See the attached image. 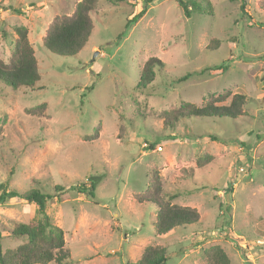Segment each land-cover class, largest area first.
I'll return each instance as SVG.
<instances>
[{
    "label": "rangeland",
    "instance_id": "374dc122",
    "mask_svg": "<svg viewBox=\"0 0 264 264\" xmlns=\"http://www.w3.org/2000/svg\"><path fill=\"white\" fill-rule=\"evenodd\" d=\"M78 1H1L0 59L23 25L40 79L35 89L0 82V193L53 195L45 213L63 230V264H126L149 245L166 248V264H209L213 245L229 264H264V0H209L210 13L190 16L177 0H96L83 49L51 53L44 30ZM151 56L163 67L138 89ZM210 93L244 94V114L163 125L164 111ZM92 175L93 198L73 188ZM152 185L159 201L196 208L198 221L157 234L156 208L144 201ZM39 218L22 197L0 202L5 227ZM1 237L4 249L22 242Z\"/></svg>",
    "mask_w": 264,
    "mask_h": 264
},
{
    "label": "trees",
    "instance_id": "16d2710c",
    "mask_svg": "<svg viewBox=\"0 0 264 264\" xmlns=\"http://www.w3.org/2000/svg\"><path fill=\"white\" fill-rule=\"evenodd\" d=\"M1 1L0 5L4 6ZM95 1L80 0L76 2L71 14L54 15L44 30L42 45L51 53L62 56H72L81 51L93 29L90 13ZM150 1L144 0V3ZM177 2L182 7L185 16H190L193 12L210 13L212 11L209 0H177ZM242 4L240 8H242ZM143 13L144 7L128 20L126 28ZM14 31L16 35L13 39L10 55L6 61L0 59V82L12 89L21 87L35 89L37 87L35 84L40 79V73L33 47L27 37V28L21 25L15 27ZM213 42L218 43L219 41L213 39L208 48L215 45L212 44ZM162 67L163 62L159 58L149 57L141 67L136 87L144 89L147 84L152 82L157 70ZM188 77L189 74H185L179 77L178 81ZM227 96V93L217 95L210 93L200 105L183 101L176 108L163 112V125L167 128H173L174 123L182 118L228 117L234 119L243 115L245 95L236 93L230 99H226ZM210 137L216 139L215 136L210 135ZM98 179V175H92L89 177L88 185H76L73 188L78 193L93 198ZM159 190V186L152 185L150 189L146 190L151 195L144 199L156 208L154 228L157 234H163L173 228L198 221L199 213L196 208L188 205L171 204L168 201L161 202L155 196ZM14 196L22 197L28 202L34 203L41 218L21 222L12 227H5L0 222V264L65 263L69 258V252L64 246L63 230L54 224L45 213L46 203L53 195L44 193L38 187H31L21 193L16 190H4L0 193V202ZM173 196V194L168 195V198ZM1 230H5L11 238L21 239L22 242L14 248L4 249L1 242ZM203 253L209 264H229L228 256L219 245L204 249ZM166 261L167 250L163 245H149L144 248L138 260L126 264H166Z\"/></svg>",
    "mask_w": 264,
    "mask_h": 264
},
{
    "label": "built area",
    "instance_id": "2783aa9c",
    "mask_svg": "<svg viewBox=\"0 0 264 264\" xmlns=\"http://www.w3.org/2000/svg\"><path fill=\"white\" fill-rule=\"evenodd\" d=\"M158 149H160V147H158Z\"/></svg>",
    "mask_w": 264,
    "mask_h": 264
}]
</instances>
